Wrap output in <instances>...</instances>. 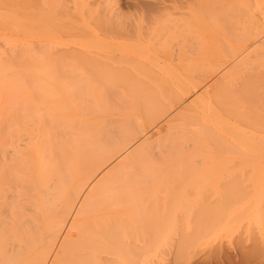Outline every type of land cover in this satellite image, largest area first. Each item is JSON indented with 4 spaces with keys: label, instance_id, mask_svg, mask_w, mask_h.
<instances>
[{
    "label": "bare ground",
    "instance_id": "bare-ground-1",
    "mask_svg": "<svg viewBox=\"0 0 264 264\" xmlns=\"http://www.w3.org/2000/svg\"><path fill=\"white\" fill-rule=\"evenodd\" d=\"M65 1L0 0V264H154V248L183 249L190 235L215 221L211 217L219 207L197 200L200 187L195 185L205 186L203 178L216 182L226 170V175L238 171L249 180L243 172L256 169L259 176L264 171L263 128L256 125L264 126L262 118L256 121L264 105V64L258 65L264 55V0H162L154 41L166 51H154L163 59L151 58L156 60L154 75L146 67L149 71L141 73L150 77L143 80L129 71L115 73L113 62L98 60L89 50L77 54L56 48L58 37L72 29L59 22L60 15H70ZM72 2L82 24L94 22L101 32L120 38L135 36L133 28L117 30L118 21L101 16L104 5L119 15L120 0ZM209 35L221 43L214 44ZM203 51L208 59L200 60ZM69 56L82 57L96 73L104 70L95 74L94 82L105 77L108 86L118 83L110 88L88 84L89 89L64 85L63 75L69 80L65 74L81 66L64 59ZM59 60L73 66L69 73L63 67L61 79ZM26 61L31 66L35 62L28 74ZM190 61H200L191 67L201 68H192L199 74L192 73L189 84L182 75L189 74ZM76 70L72 77H84ZM221 72L211 87L172 113ZM56 83L64 87H51ZM30 92L40 100L28 98ZM253 105H261L260 111L251 112L248 106ZM241 106L246 107V120ZM248 117L257 123L250 124ZM156 126L152 139L150 130ZM246 127L259 134H248ZM191 187L196 199L186 191ZM184 201L191 206L196 201L193 210L183 207ZM170 232L171 239L176 233L179 239L168 238Z\"/></svg>",
    "mask_w": 264,
    "mask_h": 264
},
{
    "label": "rangeland",
    "instance_id": "rangeland-1",
    "mask_svg": "<svg viewBox=\"0 0 264 264\" xmlns=\"http://www.w3.org/2000/svg\"><path fill=\"white\" fill-rule=\"evenodd\" d=\"M66 1H67V4L69 5V8H71V11L69 12L70 15H69V17H63L60 15L59 16V22L61 24L72 25V29H69L68 33H64L62 36L58 37V39H57L58 40L57 41L58 46L56 47L58 50H60L61 52L66 50L67 51L66 53H68V50H69V52H75V53H77V52L81 53V50H83V51L89 50L92 52L91 54L94 57L99 58L98 60H105L107 64H109V61H110V63L113 62L111 65L116 66V68L113 66L115 73L118 72L119 74H121L123 71H124L123 73H125V74H127L126 71H129L128 74H131V73L136 74L137 73L136 75H138V77H140V78L144 77V78H141L142 80L146 79L149 76V74L146 75L145 72H144V74H142L141 72H143V71L147 72L150 70V71H152V72H148V73H150V76L154 75L153 72L155 71V69H154V65H152V64H154V62L156 60L153 61L151 58H154L157 56L159 58V59H157V57H156L157 61H161L163 58L161 59L160 57H163V54L162 55H160V54L163 53L162 50L165 49L163 47L164 49L161 50L159 45L156 44V41H154V37L158 33V28L154 29V23H155L154 19H157L156 17L161 15V14L159 15V13H163V9H161V7L163 8L164 2H161L162 0H120L119 4L116 6V7H119V9H120L119 15L111 14V11L110 10L108 11L106 9L107 6H105V5L102 7L103 11H101V9H100L101 16H105L107 19L113 18L111 21L114 20V22L118 21L119 24L115 22L116 26L114 23L115 29L117 28V30H119V29L120 30H128V31L130 30V32H132V28H133L134 31L132 33L135 34V36L133 38L127 37L128 39L126 38V36L120 38L119 35H117L116 33H113V32L112 33L111 32L110 33H108V32L103 33L99 30L98 25L94 22L82 24L81 18H79L77 16V14L74 11V8L72 7L74 5L72 0H66ZM94 13L96 14L97 11L94 10ZM156 14H158V15L155 16ZM110 15L113 17H110ZM162 20H164L163 17H162ZM131 26H133V27H131ZM136 26H138L139 30L137 29ZM140 28H143V29H141V31L143 32L142 33L143 36H142V34H140V36L137 34V31H139L138 33H141ZM35 31H37V30H35ZM154 33H156V34H154ZM136 34L138 36H136ZM28 35L29 34H26V33L23 35V33H22L23 37L24 36L28 37ZM217 35H220V34H217ZM223 35L224 34L222 32L221 36L223 37ZM221 36H219V37L222 38ZM137 37L139 39H138V41H135V40H137ZM210 37L212 39H214L213 40L214 44H216V42L221 41V40L215 41L216 38H214V37H217V36H214V37L210 36ZM223 38H225V37H223ZM223 40L224 39H222V41ZM220 43H217V45ZM259 43L260 42H258V44ZM108 44H110V45H108ZM215 46H213L214 47L213 50L216 51L215 48L217 46L216 47ZM220 46H221V44H220ZM254 46H256V44ZM158 48H159V50H161V51H159V53L160 52L161 53L160 54L157 53V55L156 54L154 55V53L158 51ZM78 50H80V51H78ZM165 51H166V49H165ZM167 51H168V49H167ZM218 51H220V50H218ZM138 52H141V54L143 56ZM110 55H111V57L114 56V58L113 59L110 58V60H109ZM120 55H122V57L128 55L130 58H132L131 60H134V63H130L131 60H124L123 61L124 58L121 59V57H119ZM135 55L139 56L140 59H141V57H144L140 60V61H142V63L138 62L137 59H139V58H137ZM158 55H160V57ZM199 55H201V57L199 56L201 58L200 60L205 59L207 57V55L204 51L200 52ZM101 56H103V59ZM115 56H118V57L116 58ZM133 56H135L137 59H135V57H133ZM67 57H65L64 59H68V61L71 60L70 63L74 67L75 66L78 67L79 65L82 66L84 64H86V65L84 67L85 69L83 68V66L82 67L79 66L78 68H73V66H72V68L74 70L77 69L79 71V74H81V71H83L85 73L84 75H81V76H84V77H81V79L83 80V83H81L82 80L80 78H78V77H80V75L76 76L77 79L74 78V75L72 77L74 70L69 71L72 68H70L71 66L69 67L67 65L68 64L67 60H66L67 64L63 63L65 61L60 63V60H59V63L63 65L62 68H60L61 70L64 67L66 69V70L63 69L65 72L66 71L72 72L71 75H68L67 73L65 74V75H67L68 79L70 80V76H71V78H74L75 81L77 82L76 83L74 81V83H73L72 80H74V79H72V80H70L72 82L69 83L70 81L66 80V78L64 79L63 78L64 75H63L62 80L65 83L64 85H66V84L73 85L71 87H74V85L76 87L82 86L81 88L86 89L89 86H90V88H94V86H95V88H98V84H100V88H104L105 85L107 86L105 88H110V85H112L111 87H113L115 85V83H118V82H114L113 84L109 83V86H108L107 80L105 77H104V79L102 78V80H100L99 77L96 78V81H95L96 83H95L93 81V77H95V74H97L98 72L96 73V71H93V69L89 67L88 61H87V63H86V61L84 62L85 59L84 60L82 59V61H81L82 57L80 59H78L79 58L78 56H74L73 60L70 56H69V58H71V59H69ZM148 57H149V61L146 60V58L148 59ZM259 58H261V56L258 57L257 59H259ZM263 58H264V55H262V58H261L262 60H261V63H259V64H258V62H260V61L259 60H258V62L256 61L259 66H261L260 64H262V63L264 64ZM61 59H63V58H61ZM74 59L79 63V65L78 64L74 65L77 63ZM206 59H208V57ZM209 59H210V57H209ZM26 60L27 61L30 60V61H28L30 63L34 59H32V60L26 59ZM121 60H122V64L119 62ZM27 61L25 62L27 64H24V65H26V66L30 65L31 66V64H29ZM73 61H75V62H73ZM196 62L197 61H195V63ZM236 62H237V60L233 63H236ZM34 63L35 62L32 63V66H31L32 69L30 67L29 68L31 70L27 68V70H25V73L28 74L29 72H31L33 70V68H34L33 64ZM195 63H194V61H190V63L186 66V67H188V68H186V70L189 71V74H187V73L183 74V70L180 71L181 75L183 74L182 75L183 79L189 78L190 75H193L192 73H194V74L197 73V75L199 74L198 68H201V67L194 66L195 70H196V67L198 69L197 71L194 70V72L192 69L194 67H191V65L192 64L195 65ZM197 63L200 64V61ZM197 63H196V65H197ZM233 63L231 64V66L233 65ZM87 64H88V66H87ZM66 65L68 66L69 69L66 67ZM146 67H149V70H146L145 69ZM203 67H202V69H203ZM262 67H264V65ZM81 68H83V69H81ZM142 68L144 70H141ZM228 68L229 67L224 69L223 72L226 71ZM202 69H200V71H202ZM204 69L206 70L205 67H204ZM63 70L58 72L59 73L58 78H60L59 76H60L61 72L64 73ZM77 70L75 71V73L78 72ZM139 71L142 75L139 73ZM83 72H82V74H83ZM86 72H94V74L91 73L92 76H90L91 74L88 75ZM223 72L219 73L215 78L210 79L209 83L200 87L197 92L191 94L186 99V102H184V104L180 105L179 107L175 108L172 111V113L174 112L173 114L175 115L179 110H181L183 108V105L186 106L188 103H190V101H192V98L196 97V95H198L203 90L208 88L209 85L211 87V84L213 85L215 83L216 78H218L217 81L219 80V77L221 78V76H222L221 74ZM103 73H104V70H102L101 72L99 71V73L97 75H100ZM138 73L140 74V76ZM90 77H91V79H90ZM149 77H148V79H149ZM153 78H154V76H153ZM77 80H79V81H77ZM86 80H87V82H86ZM97 80H98V82H97ZM192 80L193 79L189 78L188 83L190 84V82H192ZM195 80H196V78H195ZM65 81H67V82H65ZM29 82H31V81L28 78L26 83L29 85ZM84 82H86V84H84ZM91 82H94V83H91ZM80 83L85 85L86 87H84L83 85H79ZM60 84H62V83H60ZM88 84H89V86H88ZM31 85H33V84L31 83ZM59 85L56 83V84H53L51 87H59V89L60 88L62 89L64 87V86L60 87ZM81 88H78V90ZM30 89H31V87H30ZM85 89H83V90H85ZM32 90L33 89H31V91ZM81 91H82V89H81ZM31 93L32 92H30V95L28 98H32L33 101L38 102L40 99L38 101L35 100L36 96H38V95L36 94V96H34L35 97L34 98L33 97L34 94H31ZM33 93H36V92H33ZM31 95H32V97H31ZM37 98H39V97H37ZM255 105H253V106L255 107ZM258 106L259 105H257L255 108L248 106V109L250 110L251 108H253L251 110V112L253 111V112L257 113V111L258 110L260 111V109H261V107H260L261 105L259 106L260 108H257ZM241 107L239 109L243 111L242 117L245 118L244 116H246L245 115L246 107L245 108L243 106H241ZM262 110H263V112H260L261 116L259 118H258V116L260 115V113H257L259 115L256 114L257 115L256 121L259 122L260 118H262L263 123H264V105L262 106L261 111ZM172 113H171V115H173ZM243 114H244V116H243ZM252 114L254 115V117L256 116L255 113H251V116H252ZM247 119H251V117H248ZM252 119H251L250 124H254V122H256L255 118H254V121ZM245 120H246V118H245ZM260 122H261V120H260ZM163 123L165 124L166 121H163V122L159 123L158 125L163 126L164 125ZM256 125H258V126L260 125L259 127L264 129L263 124L258 123ZM261 128H259V129H261ZM157 129H158V126H156L155 128H151V130H150L151 134L149 133L150 135L149 134L148 135L152 139L154 138V136H156L155 134L157 133ZM245 129H247V131L249 130L247 132L248 134H256V133L259 134V130H256V128L254 129V128H249V127L247 128L246 127ZM263 129H261L262 131H260L261 135L262 134L264 135ZM152 130H155V131H153V133H152ZM254 132H256V133H254ZM153 134H154V136H153ZM113 164H115V162ZM252 170L250 171V169H249L250 172L248 171L247 173L243 172L244 177L251 176V177H247V178H250L249 180L241 179L240 178L241 174L238 173V171L230 172L228 175H226V173H225L226 170H223V173L221 172L222 174L218 173L219 177H218V174L215 175V177H218L216 182H214L215 178H213V177H212V179H214V181L212 179H210L209 177H207V178L205 177V178H203V179H205V182L202 181L203 184L205 183V186L203 185L204 188H203V186L198 185L196 183L197 184V185H195L196 188L198 186L200 188H198V189L192 188V187H195L193 184L191 187L192 189L186 190L187 192L190 193L191 191L194 192L193 189H196V191H197L196 195L197 196L199 195L198 198L193 192H191V193L195 195V199L197 198V200L202 198L205 206L208 204L207 206L209 207V203H213L212 208L215 206L219 207V208H217V209H219V211H217L218 213L215 212L216 216L214 215V217H211V218H214L215 221H213V219H212V222H210L211 219L210 220L207 219L209 221V222L206 221V222H208L207 228L206 227L202 228L205 231L204 230H202V232L200 231L201 235L200 234L197 235V233L195 235V233H193L194 237H192L191 239H189L192 236V235H190L188 238L189 241L185 245L186 247L185 246H184V248L182 247L183 249H181V247L177 248L176 246H173V245L172 246L171 245H169V246L163 245L162 247L160 246V247L154 248V264H264V171H263V173L261 172V174H259V176H258V172L256 171V169H252ZM236 177L238 179H236ZM244 177H242V178H244ZM252 177L255 178V181L252 179ZM220 180H222V181L220 182ZM196 182H198V181H196ZM209 183H211L212 186H214L217 190L214 188V191H213L211 189L212 186L209 185ZM218 185H219V187H218ZM181 188L183 190H185L184 187H181ZM187 188H189V187H187ZM202 188H203V191L201 192ZM208 188L210 191H208ZM159 189L161 190V188H159ZM211 190L214 193H212ZM154 191L160 192L158 190V188H156ZM196 191H195V193H196ZM205 192H211L214 195L212 197L210 194V196L212 197L211 198V197H209V194L207 195V193H206V195L208 196L207 197L204 194ZM184 194H185V191H184ZM192 194L190 195L191 197H192ZM217 197H219V198H217ZM183 198L186 201L188 199L185 197H183ZM210 198H211V202L209 201ZM193 199H194V197L191 198V200L189 199V201H192ZM215 200H218L219 206L216 205L217 201L215 203ZM196 201L193 204H195ZM186 203L187 202H185V204H182V206L187 208V210H190L189 209V207L191 206L189 204L190 202H188V204H186ZM191 204H192V202H191ZM193 204L191 206L192 207L191 210H193V206H195ZM210 213L211 212L209 210H206V218H210V216L207 217L208 214L210 215ZM213 214L211 216H213ZM217 215L219 216V219H216ZM206 222H205V224H206ZM176 234L173 235L172 239H174V238L176 239V237L178 235V234L177 235ZM169 236L172 237L171 232H170V235L168 234V238H170ZM177 238L179 239V237H177Z\"/></svg>",
    "mask_w": 264,
    "mask_h": 264
}]
</instances>
